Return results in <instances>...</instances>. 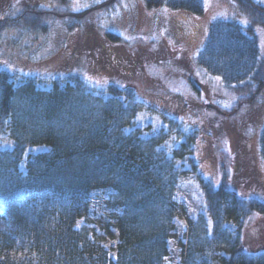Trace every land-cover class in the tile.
Returning a JSON list of instances; mask_svg holds the SVG:
<instances>
[{
	"label": "trees",
	"instance_id": "obj_1",
	"mask_svg": "<svg viewBox=\"0 0 264 264\" xmlns=\"http://www.w3.org/2000/svg\"><path fill=\"white\" fill-rule=\"evenodd\" d=\"M234 1L254 10L253 22L264 24V5ZM69 3L16 8L0 18V34L9 27L45 30L43 19L52 14L86 10L72 11ZM144 3L181 9L187 23L203 10V0ZM246 29L232 19H214L196 55V64L224 86H239L238 108L263 97L264 89L258 90L264 85L262 51L256 34ZM119 37L105 33L106 41ZM230 136L235 155L221 162L215 185L199 172L197 129L140 100L133 85L93 86L73 72L34 75L0 67V264H159L169 213L164 204L170 207L169 184L179 178L192 185L204 227L201 238L191 237V262L264 264V244L250 246L264 240V198L250 186L244 196L227 187L224 168L240 165L262 183L264 123L258 151L238 132ZM233 212L234 230L227 224ZM96 221L115 228L114 248L102 243L103 234L91 226ZM247 223L252 224L244 228ZM226 250V257H218Z\"/></svg>",
	"mask_w": 264,
	"mask_h": 264
},
{
	"label": "rangeland",
	"instance_id": "obj_2",
	"mask_svg": "<svg viewBox=\"0 0 264 264\" xmlns=\"http://www.w3.org/2000/svg\"><path fill=\"white\" fill-rule=\"evenodd\" d=\"M253 1L264 5V0ZM40 3L44 8L51 7L50 0H0V18L12 15L16 8L37 9L42 7ZM69 6L72 11L86 10L73 15L52 14L51 19H43L44 23L47 21L45 30H3L0 67L34 75L73 72L93 86L109 82L133 85L140 100L167 114L174 112L189 127L197 129L194 156L199 172L215 185L221 182V162L231 158L227 156V142L233 131L249 139L250 148L258 151L264 123V89L263 97H254L238 108L242 94L236 90L239 86H224L219 76L196 64L208 25L217 18L238 21L248 33H255L264 62V24L253 22L254 10L241 6L245 9L242 10L234 0H203L202 12L189 14L188 25L181 20L186 14L181 9L166 4L148 8L144 0H70ZM106 31L117 32L118 42L106 41ZM262 88L264 85L258 90ZM251 92L254 94V89ZM224 168L229 173L227 187L244 196L250 186L264 198V171L260 164L261 184L255 183L246 169L241 172L240 165L237 170L228 163ZM180 179L169 184V190L173 187V192H169L170 207L164 204L169 213L161 230L164 253L159 264H193L188 258L192 255L190 240L194 235L201 238L204 229L193 187ZM235 214L228 215L227 224L232 230L237 227ZM251 224H244V228ZM91 226L103 234V244L114 248L118 234L112 225L103 228L96 221ZM259 244H264V240L250 246ZM194 248L199 250L198 243ZM227 255V250L220 251L218 257ZM214 264L221 261L216 259Z\"/></svg>",
	"mask_w": 264,
	"mask_h": 264
}]
</instances>
